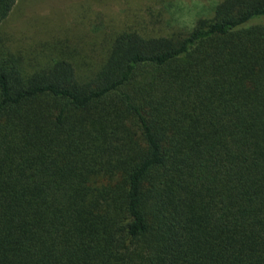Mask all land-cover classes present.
Listing matches in <instances>:
<instances>
[{
	"label": "trees",
	"instance_id": "obj_1",
	"mask_svg": "<svg viewBox=\"0 0 264 264\" xmlns=\"http://www.w3.org/2000/svg\"><path fill=\"white\" fill-rule=\"evenodd\" d=\"M30 49L0 43V264H264V0Z\"/></svg>",
	"mask_w": 264,
	"mask_h": 264
},
{
	"label": "rangeland",
	"instance_id": "obj_2",
	"mask_svg": "<svg viewBox=\"0 0 264 264\" xmlns=\"http://www.w3.org/2000/svg\"><path fill=\"white\" fill-rule=\"evenodd\" d=\"M211 0H16L0 24V43L10 52L67 51L94 63L123 30L146 36L189 28ZM168 21L169 25L161 21Z\"/></svg>",
	"mask_w": 264,
	"mask_h": 264
}]
</instances>
